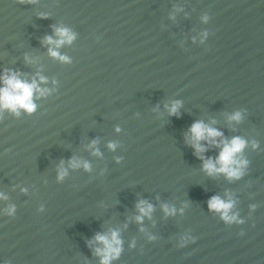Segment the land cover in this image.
Instances as JSON below:
<instances>
[{"label":"water","instance_id":"95a60500","mask_svg":"<svg viewBox=\"0 0 264 264\" xmlns=\"http://www.w3.org/2000/svg\"><path fill=\"white\" fill-rule=\"evenodd\" d=\"M4 71L48 95L0 113V264H100L113 231L111 264H264V0H0ZM196 122L246 141L240 178L203 170Z\"/></svg>","mask_w":264,"mask_h":264},{"label":"clouds","instance_id":"9594fccd","mask_svg":"<svg viewBox=\"0 0 264 264\" xmlns=\"http://www.w3.org/2000/svg\"><path fill=\"white\" fill-rule=\"evenodd\" d=\"M26 2V0H21ZM57 39L46 38L45 43L52 45L49 48V55L54 59L67 62V58L60 56L58 49L61 45L70 44L74 37L68 29L58 28L55 31ZM43 78L39 79V83H45ZM36 94L38 97L48 95V89H42L36 80L31 82L21 78L19 73H12L9 71L0 72V113L10 112L13 115H19L21 111L25 114H32L36 109V104L33 101V96ZM179 105L173 104L170 108V114H176ZM241 116L240 113H235L230 117V120L238 122ZM190 142L192 143L197 153L205 151L200 146V141H209L213 146L219 147L220 151L215 161L209 159L204 162L203 170L209 175L212 174H224L227 179H238L243 174L242 169L246 165V161L238 160V155L246 147V141L240 137H233L229 141L220 140L217 145L216 139L222 136V133L214 128L204 125L202 122L194 123L189 129ZM111 148L112 145H109ZM255 147V145L253 146ZM70 166L75 168L80 166L79 161H70ZM83 167L87 170L88 165L85 163ZM63 166L59 169L58 179H63L65 175ZM209 211L219 214L220 219L226 224H232L233 222L240 224L243 221L238 220L236 215H230L233 208V201L223 200L218 196H213L208 201ZM137 210L139 215L136 217L137 222L143 217L149 216L152 212L151 205L145 201H140L137 204ZM11 209L9 214H11ZM165 212L169 213L170 210L165 208ZM95 242L102 247L97 248L96 254L101 257L100 264H111V261L117 259L121 252V241L118 238V233L113 231L110 235L98 234L95 237Z\"/></svg>","mask_w":264,"mask_h":264}]
</instances>
